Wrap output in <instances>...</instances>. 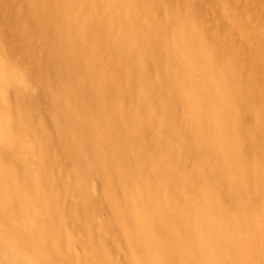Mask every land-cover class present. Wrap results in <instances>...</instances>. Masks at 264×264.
I'll return each instance as SVG.
<instances>
[{
	"label": "bare ground",
	"instance_id": "bare-ground-1",
	"mask_svg": "<svg viewBox=\"0 0 264 264\" xmlns=\"http://www.w3.org/2000/svg\"><path fill=\"white\" fill-rule=\"evenodd\" d=\"M139 1L0 0V264H264V0Z\"/></svg>",
	"mask_w": 264,
	"mask_h": 264
},
{
	"label": "rangeland",
	"instance_id": "rangeland-1",
	"mask_svg": "<svg viewBox=\"0 0 264 264\" xmlns=\"http://www.w3.org/2000/svg\"><path fill=\"white\" fill-rule=\"evenodd\" d=\"M174 2L175 3H177L179 6H181V7H183V8H185V6H187L186 7V9H189L190 7L188 6V5H186V3H184L183 4V0H174ZM139 3H145L144 1H142V0H140L139 1ZM248 26L250 27V26H252V24H250V23H248ZM252 31L255 33V32H259L260 31V29L259 28H252ZM263 59V58H262ZM1 176V175H0ZM14 178V177H13ZM52 199H53V201L56 199V194H55V191L54 192H52V196H50ZM44 205V204H43ZM245 205H248V206H251V205H253V203H245ZM45 206V205H44ZM46 207V206H45ZM44 233H45V236L51 241V242H53L54 244H56V243H59L60 241H62V238H61V235H58L57 236V234L56 233H54V232H52L48 227H46V229H45V231H44ZM57 245V244H56ZM83 249L85 250V249H87V247L86 246H83ZM39 251H40V254H42V256L44 257V258H46L47 260H49V261H54V257H53V255L50 253V252H47V251H45L42 247H41V249H39Z\"/></svg>",
	"mask_w": 264,
	"mask_h": 264
}]
</instances>
